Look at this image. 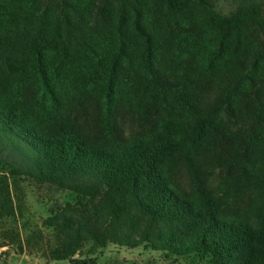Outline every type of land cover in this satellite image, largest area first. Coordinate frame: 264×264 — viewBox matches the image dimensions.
<instances>
[{
    "label": "trees",
    "instance_id": "16d2710c",
    "mask_svg": "<svg viewBox=\"0 0 264 264\" xmlns=\"http://www.w3.org/2000/svg\"><path fill=\"white\" fill-rule=\"evenodd\" d=\"M0 171L77 196L56 260L264 264V0H0Z\"/></svg>",
    "mask_w": 264,
    "mask_h": 264
},
{
    "label": "rangeland",
    "instance_id": "374dc122",
    "mask_svg": "<svg viewBox=\"0 0 264 264\" xmlns=\"http://www.w3.org/2000/svg\"><path fill=\"white\" fill-rule=\"evenodd\" d=\"M234 7L232 1H221L217 6L223 13ZM111 16H115V11ZM187 16L196 17L197 11L191 10ZM21 89L24 86L16 92ZM10 149L6 148L4 154L15 160L17 156L13 154L17 152L9 153ZM76 201L77 196L69 190L0 171V264H72V260H86L87 264H191L188 259L166 256L144 245L129 248L111 241L100 247L91 240L76 242L75 251L67 259H54L58 251L66 250V245H60V231L57 226L48 225L47 220L58 211L77 214Z\"/></svg>",
    "mask_w": 264,
    "mask_h": 264
}]
</instances>
